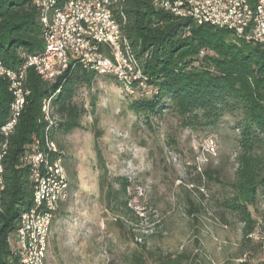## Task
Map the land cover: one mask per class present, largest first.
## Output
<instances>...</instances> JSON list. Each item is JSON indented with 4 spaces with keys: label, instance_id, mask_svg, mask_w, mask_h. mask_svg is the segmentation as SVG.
<instances>
[{
    "label": "trees",
    "instance_id": "obj_1",
    "mask_svg": "<svg viewBox=\"0 0 264 264\" xmlns=\"http://www.w3.org/2000/svg\"><path fill=\"white\" fill-rule=\"evenodd\" d=\"M62 2V0H59ZM34 0H0V64L17 71L25 58L43 51L42 24ZM111 10L137 63L139 81L153 95L132 103V110L149 118L171 112L180 126L196 131H216L224 118H231L236 132L235 178L230 192L216 201L219 220L226 228L240 225L236 257L249 248H264V52L259 46L237 41L230 32L209 25L197 26L156 11L148 0H112ZM99 74L82 65H71L52 82H45L28 68L23 87L28 91L24 108L9 136L0 133L3 190L0 192V264H19L12 253L11 239L22 214L33 206L34 183L24 155L45 136L55 145L54 134L81 128L86 113L76 101L81 89L89 90ZM139 81L132 82V88ZM118 82V81H117ZM51 100L52 124L41 112ZM12 101L8 81L0 79V127L9 117ZM57 149V148H56ZM60 152L52 159H60ZM32 181V182H31ZM118 189L106 185L108 208H126L131 183L117 179ZM200 207V205H198ZM198 223V210L187 212ZM258 238V239H257ZM198 245V241L195 240ZM135 254L131 264H206L198 249L191 254L144 256ZM233 260V258H232ZM228 260L223 264H234ZM238 261V260H237ZM236 264H249L244 260Z\"/></svg>",
    "mask_w": 264,
    "mask_h": 264
},
{
    "label": "rangeland",
    "instance_id": "obj_2",
    "mask_svg": "<svg viewBox=\"0 0 264 264\" xmlns=\"http://www.w3.org/2000/svg\"><path fill=\"white\" fill-rule=\"evenodd\" d=\"M152 95L143 84L128 93L107 76L78 92L86 110L81 128L54 134L68 191L51 225L46 263L131 264L144 247L148 263L198 249L206 264H264V248L236 257L241 226L226 215L222 227L216 207L238 166L232 119L216 131L183 128L171 112L146 123L131 105ZM121 178L131 183L127 205L111 210L106 185L118 189ZM192 205L198 223L187 213Z\"/></svg>",
    "mask_w": 264,
    "mask_h": 264
},
{
    "label": "bare ground",
    "instance_id": "obj_3",
    "mask_svg": "<svg viewBox=\"0 0 264 264\" xmlns=\"http://www.w3.org/2000/svg\"><path fill=\"white\" fill-rule=\"evenodd\" d=\"M148 1L154 10L167 13L168 9L171 8V4H177L180 0ZM69 3L70 0H62V2L59 0H38L36 7L42 24L43 51L37 55L26 57L23 65L17 71L7 69L0 64L1 69H7V72H13V74H9L5 73L4 70H0V79L8 81V90L12 96L9 117L0 127V129L7 128L5 137L12 133L25 105L28 91L24 89L23 84L26 73L25 66L27 65L31 64V68L40 79L45 82H52L69 69L71 65L79 64L99 74L112 75L122 85L123 90L125 89L128 93H131L133 89L132 85L121 74H127L128 72L129 76H135L134 81H139L140 79L137 63L112 13V0H102V4L109 18L113 19L111 40L117 56L122 61L115 62V70L107 69V64L97 63L100 58L106 57V49L102 45L86 43L85 46L66 47V51H61L59 48H49V33L45 32L57 31L58 16L69 6ZM82 4H89V0H82ZM90 4H97V0H90ZM66 36H73V26H66ZM234 38L244 43V37ZM75 41H82V34H75ZM70 56L73 62H70ZM53 58L55 60L50 62V59ZM33 59L36 60V63H32ZM83 61L88 63L83 65ZM122 63L125 67H122ZM66 66L67 69L64 71ZM138 84L142 85L143 83L139 81ZM15 97H19V107L15 119L12 121ZM41 112L44 120L48 123L46 129L48 131L52 124L51 115L53 113L50 99L43 101ZM44 141V147H41L38 141H34L33 143L32 157L36 158L34 163V177H31L34 183L33 206H31L29 211L21 215L17 227L14 230V232H17V236H19L20 242L11 241L13 256L19 264H47L46 252L51 225L60 206L67 199L68 183L62 162L60 159H52V153H55L57 149L46 136ZM30 172L32 174V167H30ZM2 173L3 169L0 156V192L3 190ZM50 209H52L50 217H47L45 215L46 211H50Z\"/></svg>",
    "mask_w": 264,
    "mask_h": 264
},
{
    "label": "built area",
    "instance_id": "obj_4",
    "mask_svg": "<svg viewBox=\"0 0 264 264\" xmlns=\"http://www.w3.org/2000/svg\"><path fill=\"white\" fill-rule=\"evenodd\" d=\"M37 1L33 2L35 6ZM167 14L177 19L190 20L195 25H209L226 30L231 33L232 39L233 37H244L245 44L259 46L264 52V0H180L177 4H171ZM57 20V31L45 32L49 33V48L66 51V47L69 46H85L86 43H93L102 45L106 49V57L100 58L97 63L107 64V69L115 70V62H122L111 40L113 19L109 18L102 0H97V4H90V0L89 4H82V0H70L69 6L63 10ZM66 26H73V36H66ZM75 34H82V41H75ZM54 60L55 58L50 59V62ZM70 62H73L71 56ZM32 63H36V60L33 59ZM86 63L88 62L83 61V65ZM122 67H125L123 63ZM28 68H31V64L25 66V70ZM65 69L67 66L64 71ZM0 70L13 74V72H7V69L0 68ZM121 76L129 80L132 85L135 76H129L128 72ZM18 107L19 97H15L12 121L15 119ZM6 129H0L3 136H5ZM32 149L33 144L23 159L28 166L32 167L31 177H34L36 158L32 157ZM51 210L46 211L47 217H50ZM11 241L20 242L17 232L13 233Z\"/></svg>",
    "mask_w": 264,
    "mask_h": 264
}]
</instances>
